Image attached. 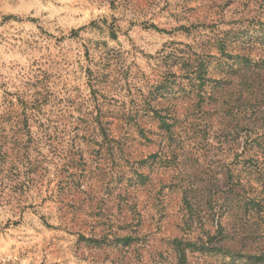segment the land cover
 <instances>
[{"label": "rangeland", "instance_id": "1", "mask_svg": "<svg viewBox=\"0 0 264 264\" xmlns=\"http://www.w3.org/2000/svg\"><path fill=\"white\" fill-rule=\"evenodd\" d=\"M0 264H264V0H0Z\"/></svg>", "mask_w": 264, "mask_h": 264}]
</instances>
